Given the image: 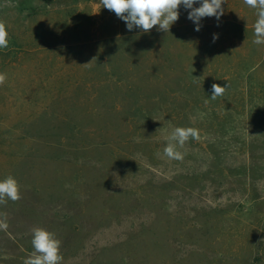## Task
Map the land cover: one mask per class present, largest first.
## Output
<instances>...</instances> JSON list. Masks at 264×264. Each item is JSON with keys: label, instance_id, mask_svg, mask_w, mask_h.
<instances>
[{"label": "rangeland", "instance_id": "374dc122", "mask_svg": "<svg viewBox=\"0 0 264 264\" xmlns=\"http://www.w3.org/2000/svg\"><path fill=\"white\" fill-rule=\"evenodd\" d=\"M222 8L145 33L101 0H0V181L21 194L0 204V264L34 228L61 264H264V44L255 9ZM176 127L200 134L183 160L163 153Z\"/></svg>", "mask_w": 264, "mask_h": 264}, {"label": "clouds", "instance_id": "9594fccd", "mask_svg": "<svg viewBox=\"0 0 264 264\" xmlns=\"http://www.w3.org/2000/svg\"><path fill=\"white\" fill-rule=\"evenodd\" d=\"M200 3L199 7L194 4ZM226 0H101L103 8L116 14L118 18L126 23L129 31L138 28L143 32H149L154 26H159L158 30L169 32L170 27L178 20V8L183 5L188 12V19L195 25L196 31H200V21L205 17H215L217 20L224 14L222 4ZM244 3L256 10L257 19L254 24L253 43L264 44V0H244ZM218 36H213V41ZM9 46L8 32L6 24L0 20V49ZM87 63L85 65H88ZM7 79L6 73L0 72V86ZM229 84L222 87L219 84L211 85V99L215 100L223 96ZM207 103V101H205ZM192 138L199 140V130L193 127H176L171 135L167 137L168 143L164 148V155L170 160H183L184 156L177 146L183 148L185 143ZM21 199L20 187L15 178L8 176L0 181V204H5L6 200L16 202ZM7 215L0 213V230L8 228ZM32 246L34 251L23 264H61L63 256L60 255L61 241L56 239L52 232L43 228L32 230Z\"/></svg>", "mask_w": 264, "mask_h": 264}]
</instances>
